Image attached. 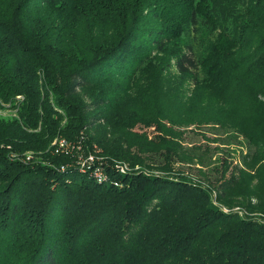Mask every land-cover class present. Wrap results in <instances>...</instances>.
<instances>
[{
  "label": "trees",
  "instance_id": "16d2710c",
  "mask_svg": "<svg viewBox=\"0 0 264 264\" xmlns=\"http://www.w3.org/2000/svg\"><path fill=\"white\" fill-rule=\"evenodd\" d=\"M169 69L198 95L200 114L182 120L237 127L255 146L245 169L225 158L195 177L173 163L201 159L168 147L160 172L104 165L101 180L7 160L89 127L88 144L142 164L103 124L147 123L130 104L141 96L170 118L185 100ZM239 91L247 115L230 116ZM1 104L13 114L0 115V264H264V0H0Z\"/></svg>",
  "mask_w": 264,
  "mask_h": 264
},
{
  "label": "rangeland",
  "instance_id": "374dc122",
  "mask_svg": "<svg viewBox=\"0 0 264 264\" xmlns=\"http://www.w3.org/2000/svg\"><path fill=\"white\" fill-rule=\"evenodd\" d=\"M158 57H160L159 61H162L165 56L164 54H158ZM168 72L171 76L169 77L167 74L169 77L167 87L171 89L170 94L172 96H179L181 101L185 100V104L172 106L173 111L170 118L164 119L159 116V111H156V107L162 101L156 97H151L147 100L146 97L141 96L140 99L132 100L130 104L135 100H141L137 102L138 109L136 112L138 116H143L147 123L140 121L138 118H134L129 125L119 127L118 130H115L113 126H106V123L103 124L106 131L107 143H110L109 146L119 142L121 147H128L130 155H138L141 157L142 164H135L128 161H115L114 158H111L113 156H106L108 154L104 153L102 147L98 144H88V141L93 136L92 128L89 127L78 128L70 138L57 133L45 144V149L43 150H8L6 152L7 160L20 162L25 165L28 164L29 166L44 165L53 168L59 164L58 166H62L64 169L67 167L65 171L72 166H80L83 169L81 171L83 173H86V171L90 172L96 168L95 171L102 175L104 173L102 166L104 165H107V167L113 165L115 169L122 172L134 171L136 169L160 172L159 166L163 164L164 147H168L174 154L176 153V157L179 159H182L180 156L185 157L189 155H195L198 159H201L202 164L200 165L195 162V159H191V161L184 159L179 161L177 159L173 163L174 167L183 170L185 173H191L195 177H198L196 170L201 169V171L209 173V177L212 178L216 173L213 170H208L225 158L245 169V165L242 164L243 160H248L251 157V154L256 150L255 146L248 142V139L243 136L237 127L204 122L186 123L185 120H182L185 111L190 116L200 114L196 102H192L198 95L193 96L195 90L193 91L192 86L181 83V75L176 74L172 69H169ZM174 87L180 89L178 90ZM82 91H78L79 99L83 102H88L90 98L87 92ZM241 94L242 91H239L234 104L225 109L226 112L230 113V116L247 115L245 113L250 105L248 101L249 95L244 91L243 95ZM257 97L259 100H262L261 96ZM152 103L154 107L151 105ZM9 114H13L10 107L7 104H1L0 115ZM62 116L63 118L58 122L59 126H64L66 122L64 115ZM155 119H157L156 122L153 121ZM253 119L255 118H246L244 125L248 123L254 124L251 121ZM58 141H62L63 145H59L57 143ZM54 157L59 158V161L53 162L51 158ZM90 158H92V161H89L91 160ZM203 162L207 164H203ZM92 163L96 164L92 165ZM60 169L62 170V168ZM225 174L228 176L229 171ZM109 176L113 179L112 183L114 181L118 184L121 183L120 179L114 178L113 174ZM112 185L116 186L114 184ZM254 201L252 198L251 202Z\"/></svg>",
  "mask_w": 264,
  "mask_h": 264
},
{
  "label": "built area",
  "instance_id": "2783aa9c",
  "mask_svg": "<svg viewBox=\"0 0 264 264\" xmlns=\"http://www.w3.org/2000/svg\"><path fill=\"white\" fill-rule=\"evenodd\" d=\"M59 145H63V142L62 141H58L57 142ZM57 151V150H56ZM91 160H89V161H92V158H90ZM80 169H82L80 166H78ZM61 168H63V167H61ZM96 170V168H94V169H92L90 172H91V176H93L95 179H97V180H101L102 178H104V173H103V175L102 174H100L99 172H96L95 171ZM95 171V172H94Z\"/></svg>",
  "mask_w": 264,
  "mask_h": 264
}]
</instances>
